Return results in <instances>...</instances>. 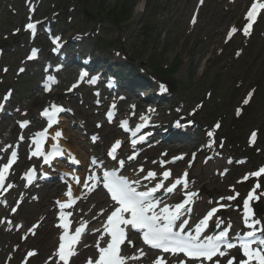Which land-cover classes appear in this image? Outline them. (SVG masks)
I'll return each instance as SVG.
<instances>
[{"label":"rangeland","instance_id":"1","mask_svg":"<svg viewBox=\"0 0 264 264\" xmlns=\"http://www.w3.org/2000/svg\"><path fill=\"white\" fill-rule=\"evenodd\" d=\"M5 1L4 4L3 0L0 7V44L5 47V63L10 64L11 70L7 75L0 71V94L8 89L9 85H13L15 101L28 107L31 114L35 115V102L40 91L36 86H25L35 68L30 67L27 74L17 78L15 70L18 61H13L10 56L13 52L23 51L24 39L22 33L16 37L13 34L14 30L20 29L19 24L23 21L19 24H8L9 19L16 21L19 15L26 14V10L23 0ZM196 2L197 0H46L45 6L48 9L46 14L49 15L54 9H62L58 30L68 32L70 29L72 33H91L85 41V49L91 46L103 48L105 51L100 53L102 57L114 60L125 56L127 60L122 61L132 65L133 68L129 71H132L133 78H141L145 84H149L150 89L156 88L154 78L150 79L147 72L142 77L139 67L143 66L148 73H153L155 67L169 69L173 65L177 66L174 72L167 76L164 72L154 74L159 79H166L175 92L172 98L161 102L165 106L161 113V118L164 119L161 121L167 122L171 114L181 109L179 107L184 109L186 115L194 110V119L199 127L198 131L193 133L192 140L198 136L202 137L204 134L201 131L205 129L208 133L211 132V127L218 123L220 127L213 137L217 143L216 148L225 154L239 156L245 162L243 165L230 167L229 174L223 178L219 176L220 170L226 168L223 161L221 165H212L214 161L203 164V159L215 152L212 149V139H204L208 149L200 147L202 145L194 149L171 148L172 145H169L167 147L171 148V152L168 156L191 149L190 152L197 153L196 159L188 158L178 167L188 169L191 165V175L196 179L201 194L209 197L207 200L215 201L217 198L231 196L234 192H238V197H242L252 190L253 183V178L245 182L242 178L264 164V14L249 39L235 37L227 42L225 38L228 27L240 21L242 7L236 5L232 8L226 0H207L197 23L192 24L190 19ZM11 4L15 6L13 11L9 10ZM126 7L129 16L121 17L122 23H119L115 15L121 16L120 12ZM15 11L18 13L16 16ZM239 49L241 53L237 54ZM116 52L121 55H116ZM66 75L67 73L64 76ZM245 99L248 100L247 104L244 103ZM200 101L203 105L197 109ZM172 103L176 108L170 106ZM87 104L89 103L81 104L79 99H76L78 113L96 119L95 112L89 109ZM1 124L2 122L0 135L3 136L7 131ZM71 130L68 129L74 132ZM254 131L257 132L258 139L256 144L251 146L248 135ZM75 134L79 142L86 143L85 137L80 133ZM86 149L88 152L92 148ZM163 152L165 151L155 156L159 157ZM198 166L200 172L194 175L193 170ZM211 179H214L213 182ZM256 194L262 198L258 206L259 215L264 207V180ZM238 197L233 201L226 200L228 209L240 205ZM38 216L36 214L27 217L25 212L19 214L27 223L36 220ZM227 216H230L228 212ZM39 237L40 233L30 241L29 246L38 247L36 241ZM6 244V241L4 246L0 244V251L5 249ZM49 252L50 250L44 252L42 259Z\"/></svg>","mask_w":264,"mask_h":264},{"label":"snow or ice","instance_id":"2","mask_svg":"<svg viewBox=\"0 0 264 264\" xmlns=\"http://www.w3.org/2000/svg\"><path fill=\"white\" fill-rule=\"evenodd\" d=\"M201 4L203 0H200ZM264 11V0H253L248 12L246 13V23L242 27V29H237L233 27L229 34L228 39H231L232 36L238 31H243L245 35L249 34V30L252 27L253 22L256 20L258 14ZM195 17L193 18V23H195ZM28 23L26 28L31 31H35L37 24ZM54 42L59 44L60 38L54 37ZM38 54V50L33 49L31 51V55L29 59L36 58ZM6 71V69H5ZM20 71H24V69H20ZM52 79V77H49ZM77 85H73L75 88ZM166 90V89H165ZM11 94H6V99L10 98ZM251 96V93H249ZM245 104L248 103V100L245 99ZM2 107V105H0ZM114 107V106H113ZM63 106L52 105L49 109H45L43 115L48 117L49 120L54 121L55 114L60 111H64ZM239 114V112L237 113ZM107 117L109 121L113 118V113L109 111L107 113ZM30 123L29 121L21 122V127L27 126ZM51 126V125H49ZM99 126V125H98ZM122 127L125 130L130 131L133 137H136L137 132L140 130V126H137L136 130L133 131L128 126V121L122 122ZM216 128H219L220 125L217 123L215 125ZM41 137L46 138L47 132L42 131L39 134ZM62 135L61 131H57L55 133L56 138L58 139ZM209 136H212L213 133L209 132ZM96 137H93L95 140ZM145 139V137L140 136L138 139H132L131 144L133 147L135 145ZM257 139V132L254 131L250 136V143H254ZM121 140L115 141L108 152V156L111 157L112 160L117 161L120 167H123L124 160H119L117 157V151L120 149L122 145ZM62 151L59 147V144L53 145V151L48 153L45 157V163H50L51 158H54L57 155H62ZM33 156H44V152H42L39 148L36 149L32 153ZM135 156H130L128 159H134ZM17 159V153L12 152L11 157L7 163H4L2 167H0V190H6L7 188H11V184H6V174L9 173L13 163H15ZM75 160V158L73 157ZM182 159V157H174L173 160ZM79 163V161H75ZM93 165L97 163L95 159L92 161ZM162 164L167 163L166 161H162ZM140 172H143L144 169L141 167L139 169ZM35 172V168L31 169L29 173H26V177L28 181L31 182L32 173ZM264 175V167H261L257 171L246 174L242 180H247L249 177H260ZM158 174L155 171L149 170L145 176L142 178H137L135 180H130L128 177L117 175L116 171H107L104 170L102 175H89L85 181H83V185L85 189L93 190L96 186H101L107 190V194L111 200V211L106 217V222L102 226L103 232L101 233L99 239H103L104 236L108 237L106 244L104 247L99 246V242L97 243L98 248V256L93 259L89 258L87 264H126L128 259H139V256L126 257L121 255L120 246L127 240L129 244L134 246V242L128 240L127 231L130 229L142 230V239L145 244L150 245L153 248L162 249L164 252H185L187 256L191 257L193 261L202 259L211 261L212 264H221L220 259L218 257H224L228 254L221 249V244L226 241L229 232L226 230H222L218 235L214 237H209L206 241L200 240V233L208 227L209 221L213 218V216L218 212L219 208L214 207L207 212V214L200 220L199 224L196 227V236L188 235V238H184L183 235L174 231L175 221L178 220L182 214V212L188 211V205L193 202V197L197 195L196 193H186L185 199H183L180 203H177L174 207L164 206L163 209L159 212L156 211L157 203L154 201L155 194L164 190L166 193H173L178 186H182L187 188L188 185V173L185 171L181 177H176L173 181L165 186V181H168L171 177V170H166L160 174V179L157 180ZM141 179L143 180H153L157 181L151 187L146 188L144 191H138L137 185L141 183ZM77 183H81V181L77 178ZM261 185L257 182L252 190L248 193L247 197L243 200V209L245 212L244 223L250 229L245 233V239L240 242L239 245L233 244L231 242L226 243V247L228 249H233L236 247H240L242 251V258L237 259L235 256H229L225 264H264V239L258 241V246H253L254 238L256 236V230L264 232V228H258V226L264 221L255 218V212L252 207H250L251 201L259 200V196L256 195V190L259 189ZM67 199L64 202H58L60 209L71 208L75 202V198L73 196V191L71 187L68 188L67 191ZM239 196L238 192H234L233 195L227 197H221V200L233 201L236 200ZM6 203V201H5ZM227 205H220V207H226ZM18 207V206H17ZM17 207H13L11 211L15 213L17 211ZM103 213V210H101ZM71 213H65L61 211L60 213V221L59 227L62 229V234L59 237L58 245L56 246L55 252L50 255L46 261V264H70V258L75 255L74 246L79 242L82 234L87 230V221L79 223V226L72 227L71 221L69 217ZM4 223H10V221H3ZM220 223H224L222 220ZM38 227L37 225H33L32 231ZM225 228L230 230V226L225 224ZM95 231L100 232V229H96ZM33 234H35L33 232ZM26 239V237H24ZM140 255H143V250H139ZM37 252L35 250H30L26 253L25 259L22 261V264H29V259L35 257ZM217 257V259H214ZM153 264H166V261L163 257H157ZM183 264V262H182Z\"/></svg>","mask_w":264,"mask_h":264},{"label":"bare ground","instance_id":"3","mask_svg":"<svg viewBox=\"0 0 264 264\" xmlns=\"http://www.w3.org/2000/svg\"><path fill=\"white\" fill-rule=\"evenodd\" d=\"M119 67V66H117ZM122 68V66H121ZM124 74H127V73H124ZM128 75V74H127ZM70 136V135H69ZM72 144L70 145V147H72L77 153H79V155L83 158L86 157V153H85V149H84V146L81 145L80 142H78L76 139L74 138H70ZM136 172V171H135ZM200 172V166L196 167V169L193 170V174H199ZM214 179H211V182H213ZM210 182V184H212ZM216 181H214L213 184H215ZM220 185V184H218ZM220 189H223L222 187H219ZM218 188V189H219ZM52 190H55V188H53ZM178 193V196L180 194L183 193V187H178V189L175 191ZM175 195V193L173 194ZM206 199V197H205ZM47 206L48 204L46 202H44L43 206H42V210L44 213H49V211H47ZM53 229L50 228L49 224H46L43 228V232H42V236L40 237V239L38 240V245L40 244V247L42 248V253L47 251L49 249V247L51 246L52 242H53Z\"/></svg>","mask_w":264,"mask_h":264},{"label":"trees","instance_id":"4","mask_svg":"<svg viewBox=\"0 0 264 264\" xmlns=\"http://www.w3.org/2000/svg\"><path fill=\"white\" fill-rule=\"evenodd\" d=\"M120 14H121V16H119L118 14H116L115 16L117 18H121V17L126 18L127 16H129L128 8L126 7L123 12H120ZM176 68H177V66H176Z\"/></svg>","mask_w":264,"mask_h":264}]
</instances>
